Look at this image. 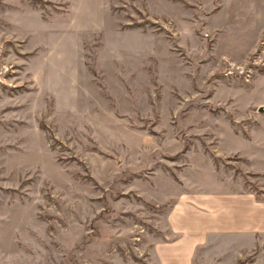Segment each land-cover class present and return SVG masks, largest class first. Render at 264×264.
Here are the masks:
<instances>
[{
    "label": "rangeland",
    "instance_id": "374dc122",
    "mask_svg": "<svg viewBox=\"0 0 264 264\" xmlns=\"http://www.w3.org/2000/svg\"><path fill=\"white\" fill-rule=\"evenodd\" d=\"M262 3L0 0V264H158L174 210L264 199ZM230 242L193 264H264Z\"/></svg>",
    "mask_w": 264,
    "mask_h": 264
},
{
    "label": "crops",
    "instance_id": "0c3cea01",
    "mask_svg": "<svg viewBox=\"0 0 264 264\" xmlns=\"http://www.w3.org/2000/svg\"><path fill=\"white\" fill-rule=\"evenodd\" d=\"M262 1L259 15L264 17ZM208 194L207 197L200 194L204 201L198 200V209L174 210L171 215L174 238L156 245V256L161 255L158 264H193L196 248L209 242L212 236L224 235L231 240L230 244H264V199L250 191Z\"/></svg>",
    "mask_w": 264,
    "mask_h": 264
}]
</instances>
